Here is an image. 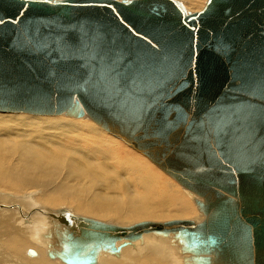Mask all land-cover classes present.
<instances>
[{
    "label": "water",
    "instance_id": "obj_1",
    "mask_svg": "<svg viewBox=\"0 0 264 264\" xmlns=\"http://www.w3.org/2000/svg\"><path fill=\"white\" fill-rule=\"evenodd\" d=\"M0 112L87 116L203 197L196 224L81 233L64 212L79 237L48 258L95 264L172 232L193 264H264V0H0Z\"/></svg>",
    "mask_w": 264,
    "mask_h": 264
},
{
    "label": "bare ground",
    "instance_id": "obj_2",
    "mask_svg": "<svg viewBox=\"0 0 264 264\" xmlns=\"http://www.w3.org/2000/svg\"><path fill=\"white\" fill-rule=\"evenodd\" d=\"M180 3L186 11L197 12L205 0H183ZM71 119L82 121L89 118ZM40 121L0 116V190L18 192L32 189L42 192V198L31 201L0 198L3 203L0 210L9 208L0 211V264H63L56 258H48L46 253L57 252L61 247L60 241L67 234L74 233L62 225L66 217L64 212L78 220L75 224L81 233L93 230L85 226L83 220L98 221L93 218L101 217L118 221V224L126 219L133 222L136 218L147 219L145 222L152 224L172 219L189 220L196 224L204 219L203 212L194 204L195 200L203 202L202 196L186 190L161 170L183 190L175 183L163 180L154 168H148L144 161L120 149L118 142L104 140L89 126L77 124L78 121ZM81 121L78 123H85ZM22 127H29L30 131ZM50 130L52 133H48ZM107 133L141 154L122 137L124 133ZM28 202H31L30 208ZM101 223L120 231L140 222L129 225ZM103 231L113 233L112 230ZM73 237L79 236L73 234ZM120 238L115 246L125 242V237ZM126 247L134 253L130 254ZM32 249L38 256L34 250V255L27 254ZM124 249V258L130 255L126 261L143 254L145 250L169 264H193L192 254L183 250L172 232L163 237L141 233L138 239L122 246L116 255L99 252L95 264H110L105 260L108 257L120 259ZM135 264L146 263L139 260Z\"/></svg>",
    "mask_w": 264,
    "mask_h": 264
},
{
    "label": "rangeland",
    "instance_id": "obj_3",
    "mask_svg": "<svg viewBox=\"0 0 264 264\" xmlns=\"http://www.w3.org/2000/svg\"><path fill=\"white\" fill-rule=\"evenodd\" d=\"M177 1H179V2H182L183 0H177ZM18 115V116H17ZM0 116H5V117H7V118H11V119H32V118H34L36 121H42V122H44V121H71V122H75V121H81V120H74V119H71V118H68V117H65V116H43L44 117V119L42 120V118L43 117H40V116H36V115H26V114H0ZM23 116V117H22ZM21 117V118H20ZM25 117H27V118H25ZM48 117V118H47ZM49 119H51V120H49ZM53 119V120H52ZM40 121V122H41ZM77 122V124H83V125H87V126H89L91 129H93L94 131H96L97 133H99V135L105 140H107V139H110V140H112V141H116L115 143H117L119 146H120V149H125V150H127L130 154H132V155H134V156H136L137 158H139V159H141L142 161H144L145 163H146V165H147V167L149 168L150 166V168L151 169H153V170H155V172H157L158 173V175L163 179V180H168V181H171V183H175L171 178H169V176H167L166 174H164L161 170H159L155 165H153L148 159H146L144 156H142L141 154H139L138 152H136L135 150H133V149H131L130 147H128L125 143H123L122 141H120L118 138H115L114 136H112V135H110V134H108L107 132H105V131H103L102 129H100L98 126H96L91 120H87V119H84V120H82L81 122H85V123H78ZM76 123V122H75ZM22 128H24V129H26V131H30V128L29 127H22ZM46 132V131H45ZM52 133V130H50L48 133ZM53 132H56V130H53ZM47 133V132H46ZM122 147V148H121ZM175 185H176V187H178V188H181V187H179L178 186V184H176L175 183ZM182 189V188H181ZM37 190V189H36ZM183 190V189H182ZM7 193V194H6ZM40 193L42 194V192L40 191V190H37V191H35V190H32V189H30V190H22V191H18V192H13V191H8V190H0V198L1 199H4V198H12L13 200H16L17 202L18 201H27V200H29L30 199V201L31 200H33V199H36V198H38V197H40V198H42V195H40ZM184 193V192H183ZM9 194V195H8ZM13 195V196H12ZM29 195H32V199L29 197ZM12 196V197H11ZM18 197V198H17ZM19 197H21V198H19ZM22 199V200H21ZM39 199V198H38ZM35 201V200H34ZM29 203V208H30V205H31V202H28ZM35 203H37V201L35 202ZM10 205L9 206H13L11 203H9ZM0 205H3V203H1L0 202ZM8 205V204H7ZM17 205V204H16ZM43 205V204H42ZM45 206V205H44ZM62 207H63V205H61ZM60 206V207H61ZM48 208H50V206H47ZM67 206L66 205H64V208H66ZM69 207V206H68ZM3 208V207H2ZM24 208H26V207H24ZM52 209H55L54 207H51ZM59 208V207H58ZM9 209V208H8ZM8 209H1V210H4V211H7ZM13 209V208H12ZM68 209V211H69V208H66V210ZM0 210V211H1ZM198 214V213H197ZM35 216V215H34ZM198 216H200L199 214H198ZM36 217V216H35ZM23 218V217H22ZM93 219H96V220H98V221H101V222H106V223H110V224H114V225H129V224H133V222L134 223H137V222H141V221H146L147 219H138V218H136V219H133V222H132V220L130 221H127V219H126V221L125 220H123V221H121V223H117L118 221H115V220H113V219H110V218H105L104 219V217H101V218H93ZM135 220V221H134ZM149 220V219H148ZM172 220H174V219H172ZM175 220H180V219H175ZM149 221H151V220H149ZM144 245H146V244H144ZM143 245V246H144ZM142 246V247H143ZM139 248H141V247H138L137 249H139ZM126 249H129L128 251L130 252V254H132V253H134V251H132L131 250V248L130 247H126ZM126 249H124L123 251H122V256H121V258L120 259H118V260H116V259H114V258H110V257H108V259H105V260H107L110 264H132V263H136L137 261H143L144 263H146V264H166L167 262H164V261H162L160 258H157L155 255L153 256V254H151V253H149V252H147V254H146V252H145V250H144V252H143V254L141 253L140 255H138V256H136V257H132L131 258V260H129V261H126V259L130 256H127V258H124V254L126 253L125 252V250ZM32 250H34V249H32ZM35 251V250H34ZM127 251V252H128ZM36 252V251H35ZM125 252V253H124ZM37 253V252H36ZM146 254V256H144ZM151 254V255H150ZM148 255V256H147ZM27 256V255H26ZM37 256H38V253H37ZM35 257V256H34ZM27 258H30V257H27ZM36 258V257H35ZM35 258H32V259H35ZM148 260V261H147ZM158 262V263H157ZM167 264H169V263H167Z\"/></svg>",
    "mask_w": 264,
    "mask_h": 264
}]
</instances>
